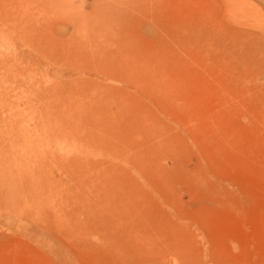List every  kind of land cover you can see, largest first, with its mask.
<instances>
[{
  "label": "rangeland",
  "instance_id": "1",
  "mask_svg": "<svg viewBox=\"0 0 264 264\" xmlns=\"http://www.w3.org/2000/svg\"><path fill=\"white\" fill-rule=\"evenodd\" d=\"M150 262L264 264V0H0V264Z\"/></svg>",
  "mask_w": 264,
  "mask_h": 264
},
{
  "label": "bare ground",
  "instance_id": "2",
  "mask_svg": "<svg viewBox=\"0 0 264 264\" xmlns=\"http://www.w3.org/2000/svg\"><path fill=\"white\" fill-rule=\"evenodd\" d=\"M204 198H205V197H204ZM162 199H163V198H162ZM205 199H206V198H205ZM202 201H203V200H202ZM202 201H201V202H202ZM215 201H216V200H215ZM122 202H123V201H122ZM218 202H219V201H218ZM123 203H124V202H123ZM142 203H143V202H142ZM203 203H204V202H203ZM216 203H217V202H216ZM107 204H108V203H107ZM126 204H129V203H126ZM133 204H134V203H133ZM149 204H150V203H149ZM214 204H215V203H214ZM217 204H218V203H217ZM176 205H177V204H176ZM131 206H132V205H131ZM138 206H139V205H138ZM140 206H141V205H140ZM148 206H149V205H148ZM170 206H171V205H170ZM179 206H180V205H179ZM118 207H119V206H118ZM122 207H123V206H122ZM122 207H121V208H122ZM127 207H128V206H127ZM129 207H130V205H129ZM171 207H172V206H171ZM86 208H87V207H86ZM88 208H90V207L88 206ZM88 208H87V209H88ZM92 208H93V207L91 206V209H92ZM130 208L132 209V207H130ZM135 208H136V207H135ZM138 208H139V207H138ZM138 208H137V209H138ZM140 208H141V207H140ZM164 208H165V207H164ZM203 208H204V207H203ZM206 208H207V207H206ZM99 209H100V208H99ZM99 209H97V207H96L95 210H93V211H96V210L99 211ZM115 209H117V208H115ZM126 209H127V208H126ZM175 209H176V208H175ZM108 210H109V209H108ZM129 210H130V209H129ZM89 211H90V209H89ZM89 211H87V212H89ZM101 211H102V209H101ZM140 211H141V210H140ZM177 211H178V210H177ZM96 212H97V211H96ZM110 212H112V211L110 210ZM178 212H179V211H178ZM91 213H92V211H91ZM125 213H126V212H125ZM127 213H128V212H127ZM156 213H157V212H156ZM175 213H176V212H175ZM86 214H87V213H86V211H85V214H84V215H86ZM93 214H94V213H93ZM105 214H106V213H105ZM130 214H131V213H130ZM180 214H181V213H180ZM94 215H96V214H94ZM94 215H93V216H94ZM100 215H101V214H100ZM131 215H132V214H131ZM160 215H161V214H160ZM170 215H171V214H170ZM170 215H169V216H170ZM188 215H189V217H190V214H188ZM194 215H195V214H194ZM197 215H198V214H197ZM97 216H98V215H97ZM105 216H106V215H105ZM182 216H183V215H182ZM186 216H187V215H186ZM195 216H196V215H195ZM195 216H194V217H195ZM88 217H90V216L88 215ZM111 217H112V216H111ZM138 217H139V216H138ZM167 217H168V216H167ZM84 218H85V217H84ZM100 218H101V217H100ZM112 218H113V217H112ZM181 218H183V217H181ZM192 218H193V217H192ZM197 218H198V217H197ZM91 219H92V218H91ZM98 219H99V218H98ZM178 219H179V218H178ZM200 219H201V218H200ZM179 220H180V219H179ZM183 220H184V218H183ZM201 220H202V219H201ZM84 221H85V220H83V222H84ZM91 221H92V220H91ZM94 221H95V220H94ZM100 221H101V220H100ZM190 221L192 222V220H189V222H190ZM195 221H196V220H195ZM206 221H207V220H206ZM95 222H96V221H95ZM110 222H111V221H110ZM129 222H130V221H129ZM134 222H135V221H134ZM167 222H168V221H167ZM90 224H91V223H90ZM175 224H176V223H175ZM181 224H182V223H181ZM85 225H86V224H85ZM93 225H94V224H93ZM81 226H82V225H81ZM131 226H132V225H131ZM190 226H191V225H190ZM195 226H196V225H195ZM204 226H205V225H204ZM153 227H154V226H153ZM172 227H173V226H172ZM180 227H181V226H180ZM202 227H203V226H202ZM206 227H207V226H206ZM209 227H210V226H209ZM140 228H141V227H140ZM154 228H155V227H154ZM165 228H166V227H165ZM184 228H185V227H184ZM155 229H156V228H155ZM176 229H177V228H176ZM176 229H175V230H176ZM207 229H208V228H207ZM140 230H141V229H140ZM152 230H153V228H152ZM161 230H163V229L161 228ZM178 230H179V229H178ZM189 230H190V229H189ZM194 230H195V229H194ZM147 231H148V230H147ZM155 231H156V230H155ZM173 231H174V230H173ZM199 231H200V230H199ZM176 232H177V231H176ZM204 232H205V231H204ZM91 233H92V232H91ZM96 233H97V232H96ZM157 233H158V232H157ZM173 233H174V232H173ZM183 233H184V231H183ZM199 233H200V232H199ZM189 234H192V233H189ZM189 234H188V235H189ZM193 234H194V233H193ZM200 234H201V233H200ZM81 235H82V234H81ZM95 235H96V234H95ZM135 236H136V235H135ZM183 236H185V235H183ZM195 236H196V235H195ZM198 236H199V235H198ZM85 237H86V236H85ZM92 237H93V236H92ZM178 237H179V236H178ZM200 237H202V235H201ZM209 238H210V237H209ZM184 239H185V238H184ZM187 239L189 240V236H188ZM187 239H185V240H187ZM201 239H202V238H201ZM94 240H95V238H94ZM100 240H101V239H100ZM150 240H151V239H150ZM150 240H149V241H150ZM152 240H153V239H152ZM199 240H200V238H199ZM199 240H198V242H199ZM80 241H81V240H80ZM104 241H105V239H104ZM193 241H196V240L193 239ZM76 242H77V241H76ZM122 242H123V241H122ZM183 243H184V240H183ZM187 243H189V241H188ZM200 243H201V242H200ZM202 243H203V242H202ZM202 243H201V244H202ZM210 243H211V241H210ZM123 244H124V243H123ZM191 244H194V243H191ZM211 244H212V243H211ZM75 245H76V243H75ZM106 245H107V244H106ZM130 245H131V244H130ZM146 245H147V243H146ZM154 245H155V244H154ZM79 246H80V245H79ZM82 246H83V245H82ZM138 246H139V245H138ZM185 246H186V245H185ZM190 246H191V245H190ZM190 246H189V247H190ZM157 247H158V246H157ZM168 247H169V246H168ZM195 247H196V246H195ZM200 247H201V246H200ZM76 248H77V246H76ZM76 248H75V249H76ZM103 248H104V247H103ZM146 248H147V247H146ZM174 248H175V247H174ZM185 248H186V247H185ZM85 249H86V248H85ZM127 249H128V248H127ZM198 249H199V248H198ZM134 250H136V249H134ZM157 250H158V249H157ZM167 250H168V249H167ZM78 251H79V249H78ZM89 251H90V250H89ZM154 251H155V249H154ZM154 251H153V252H154ZM158 251H159V250H158ZM76 252H77V251H76ZM79 252H80V251H79ZM119 252H120V251H119ZM126 252H127V251H126ZM126 252H125V253H126ZM131 252H132V251H131ZM82 253H83V252H82ZM82 253H81V254H82ZM85 253H86V252H85ZM88 253H89V252H88ZM103 253H104V252H103ZM142 253H143V252H142ZM142 253H141V254H142ZM191 253H192V252H191ZM109 255H110V254H109ZM117 255H118V254H117ZM174 255H175V254H174ZM193 255H194V254H193ZM87 256H88V255H87ZM142 256H143V255H142ZM144 256H145V255H144ZM179 256H180V255H179ZM190 256H192V255H190ZM207 256H208V255H207ZM88 257H89V256H88ZM214 257H215V256H214ZM214 257L212 256V258H214ZM92 258H93V257H92ZM114 259H115V258H114ZM151 259H152V258H151ZM87 260H88V259H87ZM92 260H93V259H92ZM161 260H162V259H161ZM205 260H206V259H205ZM90 261H91V260H90ZM146 261H147V260H146ZM182 261H183V260H182ZM182 261H181V262H182ZM211 261H212V260H211ZM150 263H151V262H150ZM160 263H161V262H160ZM160 263H159V264H160ZM86 264H87V263H86ZM90 264H91V263H90ZM144 264H145V263H144ZM151 264H152V263H151ZM181 264H182V263H181Z\"/></svg>",
  "mask_w": 264,
  "mask_h": 264
}]
</instances>
